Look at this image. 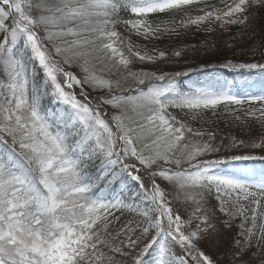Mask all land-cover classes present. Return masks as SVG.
Wrapping results in <instances>:
<instances>
[{
  "label": "snow or ice",
  "instance_id": "6c2138e0",
  "mask_svg": "<svg viewBox=\"0 0 264 264\" xmlns=\"http://www.w3.org/2000/svg\"><path fill=\"white\" fill-rule=\"evenodd\" d=\"M254 7L264 0H0V264H217L201 247L216 211L226 227L242 218V249L257 228L264 239V182L240 166L264 155L217 156L192 126L224 107L264 128V63L221 66L256 71L260 87L242 91L215 74L181 83L193 69L132 70L168 57L131 39L175 31L153 15L223 27ZM228 147L264 152V136Z\"/></svg>",
  "mask_w": 264,
  "mask_h": 264
},
{
  "label": "trees",
  "instance_id": "16d2710c",
  "mask_svg": "<svg viewBox=\"0 0 264 264\" xmlns=\"http://www.w3.org/2000/svg\"><path fill=\"white\" fill-rule=\"evenodd\" d=\"M214 6H220V0H208ZM203 7V5H201ZM191 14L197 13L195 10ZM184 17L182 13H172L166 16ZM121 31H125L121 29ZM133 43L152 51L157 52L164 50L168 53L163 61H158L155 64L147 62H135L132 66L133 71L141 69L145 71H164L168 73L185 72L188 69H193L187 77H181V83L184 81L207 83L209 74H215L222 81L235 82V90H251L260 87V79L253 70L249 72L247 69H232L224 68L222 65L231 61L233 64L260 62L261 54L264 53V7H254L248 14L246 24H233L220 26L219 23L212 22L202 26H188L177 30L171 35H161L153 39H145L133 35L131 37ZM179 51L180 56H175L174 53ZM214 66V67H210ZM203 69L202 71H195ZM115 71V70H113ZM245 77L249 78L245 82ZM124 87H134L132 80L129 78L126 82L121 81ZM97 93L92 92L95 96ZM246 166L252 170V182H264V161L260 162H244L240 165ZM98 169H93L95 175ZM117 190L119 185L114 186ZM131 196L132 193H126ZM122 219L113 229L118 230ZM119 258V257H118Z\"/></svg>",
  "mask_w": 264,
  "mask_h": 264
},
{
  "label": "rangeland",
  "instance_id": "374dc122",
  "mask_svg": "<svg viewBox=\"0 0 264 264\" xmlns=\"http://www.w3.org/2000/svg\"><path fill=\"white\" fill-rule=\"evenodd\" d=\"M198 13L191 14L195 16ZM187 16L179 18L175 16H166L165 14L153 15L151 20L154 25L160 24L162 22H170L172 20L177 21L176 25H171L175 28V31L161 33L171 35L177 30H180L179 21L187 19ZM196 26V25H189ZM202 26V25H201ZM198 27V26H197ZM151 52L150 50H148ZM44 102L48 104L49 107H54L49 103L46 97ZM239 117V119H237ZM192 126L196 129L203 130L206 133L211 132L214 134L215 139L213 141L216 145H223L221 153L215 154L217 156L227 154H251V155H264L259 149H239L233 150L228 146L232 144L233 140L240 141L243 140L246 143L249 141L259 142L261 136H264V128L261 127L259 122L253 117L245 116L243 111L232 112L224 107H220L215 110V114L212 111L204 113L199 120L193 122ZM207 139V137H205ZM261 160H255L254 162H260ZM251 162V161H248ZM98 165L99 162L97 161ZM166 183V182H165ZM254 183V182H253ZM259 184V183H257ZM128 202V201H126ZM217 202L212 198L207 205L209 211L216 206ZM251 208L253 205L249 202L245 205ZM264 211V207L260 209ZM117 215L122 219L121 225L128 222V220L134 218V214L125 209L123 212H118ZM241 219L237 217L231 222V227L225 226V221L228 220L226 214L216 211L212 218V223L216 226V231L212 234V237L208 240L202 242L201 247L209 251L214 259L217 260V264H264V239L260 238L259 229H256L255 234L251 237L247 244V247L242 249L237 245L236 241L240 240L243 242L245 237L241 236ZM261 221H257L259 224ZM249 220L248 224L250 225ZM248 225H246L247 227Z\"/></svg>",
  "mask_w": 264,
  "mask_h": 264
}]
</instances>
